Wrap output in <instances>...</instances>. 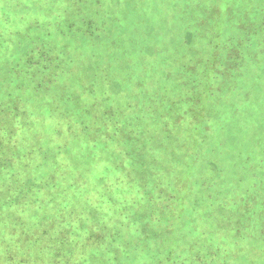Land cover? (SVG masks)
I'll list each match as a JSON object with an SVG mask.
<instances>
[{
    "label": "trees",
    "instance_id": "trees-1",
    "mask_svg": "<svg viewBox=\"0 0 264 264\" xmlns=\"http://www.w3.org/2000/svg\"><path fill=\"white\" fill-rule=\"evenodd\" d=\"M86 2L79 0L78 5L75 0H49V7L45 11L48 14H44L42 24L46 29H40L41 23L34 16L30 22H35L28 28L24 26L19 31H7L19 36L17 43L31 42L20 58L9 60L0 67V71L8 75H17L15 89L19 93L27 87L41 90L47 95L46 91H51V96L59 97L70 86L80 93L82 99L72 112L60 116L57 122H50L46 124L47 127L42 122L34 137L30 135V122H0V179L8 180V189L0 193V233L6 235L3 232L8 231L10 236L24 230L30 231L34 224L29 220L37 219L41 238L53 240L51 249L54 258L58 257V264H71L70 260L78 256L80 249H84L85 253L77 264H98L104 260L109 263L111 258L120 263L125 261V264H141L153 258H157L159 264H264V167L260 164L253 167L252 159H247L242 167L248 177L244 178L245 174H241L237 182L227 189H221L215 178L201 176L192 182L193 191L188 193L181 189L184 188L182 182L186 181L165 174L164 168H177L178 171L182 168L181 172L186 175L190 164L181 158L178 164L173 161L171 165H160L154 155L156 149L153 145L156 144L140 140V130L131 138H125L124 134L108 140L111 145L114 143L112 147L120 139L125 142V161L114 168L113 163L109 167V162L103 163L101 158L97 160L95 154L82 155L84 148L81 153H71V150H79L76 138L81 133H89L91 126L102 124V119L112 123L121 108L106 105L108 93L102 94L101 90L121 91L122 78H125L122 72L113 67L107 70L108 66L120 63L108 58L119 61L124 58L112 52L99 54L100 61L97 62L93 59V52L89 65L80 66L72 60L80 49L87 50L90 43L103 33L94 14L95 8ZM7 32H3V36ZM256 35L264 38V28ZM188 36L190 40L175 48V57L184 63L183 69H192L200 58L222 70L225 74L223 83L232 77L233 71L241 66L246 57L256 56L259 59L264 55L260 44H252V31H244L242 36L237 34L218 39L217 43L208 41L209 50L200 46L202 52L183 51L185 46H193V39L197 37L190 33ZM217 56L223 57L219 60L215 58ZM168 60L163 56L162 64H157V67L165 69ZM12 77L4 85L11 83ZM145 78L148 77L145 75ZM98 82L101 84L96 86ZM95 93L99 101L92 99ZM24 102L21 100L19 104L23 105ZM92 102H97V106L90 105ZM96 107L103 117L100 120L93 116ZM77 108L80 111H76ZM164 109L165 114H170L173 107L165 106ZM153 111L154 106H144L135 118L141 122L143 118L151 117ZM203 143L199 139L181 141L184 147L196 151ZM172 145L168 140H160L158 150L164 147L175 149ZM200 158H210L213 165L224 168L219 160L220 155ZM143 159L144 167L149 171L154 170L159 183L154 185V176H148L146 191L142 189L143 184L137 181L136 173ZM98 163L109 167L112 172L109 178L94 177V166ZM17 166L22 168L15 170ZM9 174L13 176L10 179L6 176ZM123 180L125 185L122 184ZM209 185H214L218 192L211 190L210 195H226L229 202L219 204L226 213L217 208L216 200L208 197L205 188ZM155 187H159L156 189L160 197L157 208L152 207L149 197ZM182 196L187 200H182ZM122 203L125 204V216L116 218L115 209H119ZM78 204L88 213L85 216L79 214V220L85 221L80 227L73 225L68 217L75 215L77 219ZM140 204L143 208H140ZM107 212L115 218V222L110 223L111 231L106 228L108 225L103 227L102 231H107L106 236L102 235L105 236L102 239L105 244L99 242L101 235L98 232H90L89 237L86 234L79 237L77 232L82 231L81 227L85 224H93L98 218V225H103ZM24 213H27L26 216ZM51 213L56 219L48 223L45 219ZM201 214L204 216L201 217ZM185 217L187 224L180 221ZM206 218L220 220L216 223L206 221ZM59 224L61 232L51 234ZM137 225L146 230L137 229ZM150 228L157 229V233ZM143 231L145 233L142 234ZM38 241L37 237L29 240L33 247ZM81 243H84V248H81ZM91 243L96 248L90 247ZM159 246L160 251L156 249Z\"/></svg>",
    "mask_w": 264,
    "mask_h": 264
},
{
    "label": "rangeland",
    "instance_id": "rangeland-1",
    "mask_svg": "<svg viewBox=\"0 0 264 264\" xmlns=\"http://www.w3.org/2000/svg\"><path fill=\"white\" fill-rule=\"evenodd\" d=\"M86 1V4L90 3L89 6L95 8L94 14L97 16L99 26L103 28V33H99V38L91 42L87 50L80 49L72 60L84 66L91 63L93 52L95 62L100 61L99 54L112 52L115 56L124 58L121 61L108 58L120 63L108 66L107 70L113 67L122 72L125 78H122L121 91L101 90L102 94L108 93L106 105L121 108L115 118L113 120L111 118L112 123L102 119L100 121L102 124L91 126L89 133H81L76 138L79 150H71V153H81L84 148L85 153L82 155L95 154L97 160L101 158L103 163L109 162V167L113 163L114 168L116 164L125 161V142L120 139L114 147H112L114 143L111 145L108 142L124 134L125 138H131L140 130V140L156 144L153 145L156 149L154 155L159 159L160 165H171L173 161L178 164L181 158L190 164L186 175L181 172L182 168L180 171L177 168L173 170L170 168L172 171L168 167L164 168L165 174L186 181L182 182L184 188L181 189L188 193L193 191L192 182L201 176L215 178L221 189H227L231 184H235L241 174H245L244 178H247V172L242 170L247 159L253 160V167L257 164L264 167V55L259 59L256 56L246 57L225 83H223L225 74L212 63L199 58L195 67L184 70V63L179 57H175L177 45L190 40L188 33L197 35L193 39V46L183 48L184 52L189 53L202 52L200 46L209 50L208 41L217 43L218 39L223 40L237 34L242 36L244 31H252L254 34L252 44H260L264 54V38L256 35L261 28H264V0ZM75 2L80 5L79 0ZM49 4V0H0V67L9 60L20 58L25 48L31 46L30 41L26 44L17 43L19 36L7 31H19L24 26L25 29L28 28L35 22H30L34 16L37 17L36 21L41 23L40 29H46L42 24L44 14H48V11H45ZM5 31L7 34L4 37ZM163 56L168 57L169 60L165 63V69H160ZM222 57L215 58L220 60ZM16 76L0 71V122H30L32 137L36 135L42 122L46 127L50 122H57L60 116L72 112L78 101L82 99L80 93L73 91L76 89L70 86L67 91L61 92L59 97L51 96V91H46L49 94L47 95L41 90L36 91L27 87L19 93L15 89ZM10 77H12L11 83L4 85ZM100 84L98 82L96 86ZM92 99L99 101V96L95 93ZM21 100L25 101L23 105L19 104ZM90 105L97 106V102H92ZM147 105L154 106V111L151 117L143 118L139 122L135 117L140 109ZM165 106L173 107L170 114H165ZM76 111L80 109L77 108ZM93 112V116L98 117V120L103 118L97 107ZM76 118L78 119L77 115ZM45 120L48 122H44ZM195 139L204 141L199 151L189 150L181 144L183 140ZM160 140L172 142L175 149L164 147L158 150ZM213 155H220L219 160L225 169L213 165L210 158H200ZM144 165L146 164L143 159L136 173L137 181L143 184L142 189L146 191L148 176H154V185L159 183L154 170L149 171ZM94 167L93 173L96 178H109L112 174L109 167L102 163ZM182 167L184 168L185 165ZM21 168L17 166L15 170ZM236 172L239 174L235 175ZM6 176L9 177L8 179L13 177L12 174ZM6 182L7 179H0V193L8 189ZM122 184L125 185V180ZM156 188L159 187H155L154 193L149 196L151 205L155 208L160 202L159 190ZM211 190L217 192L214 185L205 188L208 197L216 200L217 208L225 212L219 204L229 202L226 195H210ZM92 195L95 197L96 194L93 192ZM181 199L187 200L185 196ZM139 206L143 208L141 204ZM78 210L77 219L75 215L68 217L73 225L80 227L85 221L79 220V214L85 216L87 211L81 204H78ZM114 213L116 218L125 216V204L122 203ZM26 214L24 213V216ZM48 216L45 221L53 223L56 219L54 213ZM200 216L203 217L204 214ZM219 220L206 218V221L212 222ZM37 221V219L29 220L34 224L30 231L24 230L20 234L10 236L8 231L3 232L6 235L0 233V264H58L56 263L58 257L54 258L51 249L53 240L41 238ZM94 221L93 224H85L81 227L82 231L77 233L82 238L84 234L88 236L90 232H98L101 235L99 242L105 244L102 239L107 235V231L104 233L103 227L108 225L106 228L111 231L110 223L115 222V218L107 212L106 222L103 225H98V218ZM180 221L187 224L188 220L185 217ZM140 225L136 228L146 230L144 227L140 228ZM57 227L52 229L51 234L61 232L60 224ZM156 230H153V233H157ZM103 234L105 236H102ZM2 235L4 238L7 237L6 240L1 239ZM36 237L39 241L33 247L29 240L33 241ZM99 242L94 244L102 246ZM94 244L91 243L89 246L96 248ZM160 247L156 249L162 250ZM81 248H84V243H81ZM84 253V249H80L78 256L70 260V263L77 264ZM105 261L98 264H125V261L120 263L113 258L109 263ZM149 261L146 260L141 264H159L157 258Z\"/></svg>",
    "mask_w": 264,
    "mask_h": 264
}]
</instances>
